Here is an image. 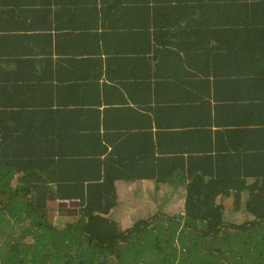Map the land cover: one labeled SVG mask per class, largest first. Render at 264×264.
<instances>
[{
  "label": "trees",
  "instance_id": "obj_1",
  "mask_svg": "<svg viewBox=\"0 0 264 264\" xmlns=\"http://www.w3.org/2000/svg\"><path fill=\"white\" fill-rule=\"evenodd\" d=\"M132 1L125 3L139 27L146 18L138 9L158 12L162 51L211 55L225 66V76H216L222 84L215 100L230 117L224 126L234 128L227 136L235 153L223 156L220 141L211 132L203 136L200 146L210 145L202 149L212 157L208 163L201 156L186 173L175 161L162 173L168 179L155 180L185 185L183 210L122 229L109 218L119 202L116 182L136 180L94 177L99 154L75 144L83 132L11 103L7 96L18 88L10 92L0 84V264H264V0ZM32 18L43 21L42 14ZM11 40V32L0 34V45ZM29 68L31 58L18 61L14 77ZM244 128L250 130L241 138ZM212 149L214 155L206 154ZM178 173L182 179L172 178ZM231 196L238 199L231 207L252 220L225 221L217 200ZM68 205H76L78 215L54 223L52 213H70ZM158 218L165 221L159 225Z\"/></svg>",
  "mask_w": 264,
  "mask_h": 264
},
{
  "label": "crops",
  "instance_id": "obj_2",
  "mask_svg": "<svg viewBox=\"0 0 264 264\" xmlns=\"http://www.w3.org/2000/svg\"><path fill=\"white\" fill-rule=\"evenodd\" d=\"M138 1H132L134 6ZM125 2L0 0V34L11 32L12 38L0 45V84L10 92L18 88L7 96L11 103L83 132L75 144L99 154L98 170L90 172L94 177L136 180L116 182L119 202L109 218L122 228L133 225L141 211L183 210L185 185L155 180L168 179L164 168L176 162L186 173L201 156L208 163L212 157L203 150L210 145L200 146L203 136L211 132L223 156L237 149L227 136L234 128L224 126L230 117L216 107L222 84L216 76H225V66L211 55L162 51L156 40L158 27L164 28L155 25L158 12L138 9L146 18L145 27H139L140 19L132 22ZM18 11L23 14L19 18L13 13ZM39 14L43 21H33ZM28 57L33 69L15 78L18 61ZM9 73L13 76L5 78ZM248 130L240 129L239 136ZM206 154L214 155L215 149Z\"/></svg>",
  "mask_w": 264,
  "mask_h": 264
},
{
  "label": "rangeland",
  "instance_id": "obj_3",
  "mask_svg": "<svg viewBox=\"0 0 264 264\" xmlns=\"http://www.w3.org/2000/svg\"><path fill=\"white\" fill-rule=\"evenodd\" d=\"M238 199L235 198V197H232L231 198H219L217 200V204L220 205L223 210H224V219L226 222H233V223H236V224H243L247 221H250L252 220V217H250L249 215H246L244 212H242L243 210L241 211H235L231 206H233L234 204V201H237ZM241 200H242V197H241ZM240 198H239V201H241ZM244 203V202H243ZM243 206V205H242ZM76 205H68L66 207V212H70V213H66V214H61L55 210L53 213H52V217H53V222L54 223H59L61 221H63L65 218H68L70 216H77L78 215V211H75V208ZM64 208V207H63ZM180 211H171V212H154V211H141L139 212L137 215H136V218L137 219H141V218H151L154 216V214H162V215H165V214H168V215H175V214H179ZM113 213V212H112ZM63 215V216H62ZM135 219V218H134ZM137 219H135V221H137ZM157 223L160 225L162 224L165 220H161V218H158L157 219ZM131 223H128L127 225H130ZM134 225V224H133ZM132 224L128 227H124L125 229H128L130 227L133 226ZM158 225V226H159ZM122 228V229H124Z\"/></svg>",
  "mask_w": 264,
  "mask_h": 264
}]
</instances>
